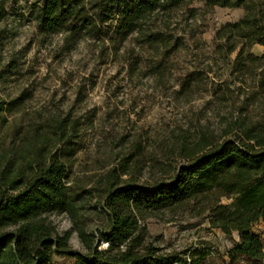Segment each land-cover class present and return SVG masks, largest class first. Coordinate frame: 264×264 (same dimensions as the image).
<instances>
[{
  "label": "trees",
  "instance_id": "1",
  "mask_svg": "<svg viewBox=\"0 0 264 264\" xmlns=\"http://www.w3.org/2000/svg\"><path fill=\"white\" fill-rule=\"evenodd\" d=\"M19 1L0 0V43L9 6ZM193 1L244 8L238 21L217 29L215 40L217 52L226 57L236 53L230 81L246 84L244 72L264 61V54L251 50L255 44L264 46V0H35L29 15L43 42L61 37V53L71 52L82 40L96 43L104 55L122 48L132 55L141 48L159 58L152 71L162 75L166 59L187 44L173 14ZM189 11L196 13L197 8ZM142 57L138 52L133 60L126 58L131 72ZM199 72H187L175 92L192 90ZM259 75L258 86L264 90V68ZM212 84L215 100L233 99L228 83ZM6 103L0 101V119L9 110ZM81 126L65 118L50 120L45 139L53 136L57 146L46 157L41 146L39 159L27 169L0 173V264H203L218 252L214 245L176 250L157 244L144 222L162 214L169 215L167 221L184 215L208 220V229L228 236L238 232L226 249L229 263L264 264V239L252 230L264 222V113L257 121L239 114L225 126L223 136L231 137L224 139L204 131L195 137L183 132L170 150L182 161L171 165L169 177L155 181L138 176L140 142L136 152L118 163L113 158L97 169L75 172ZM224 198L231 202L224 203ZM56 214L66 215L71 226L61 229ZM75 233L79 249L71 242ZM219 255L227 264L223 252Z\"/></svg>",
  "mask_w": 264,
  "mask_h": 264
},
{
  "label": "rangeland",
  "instance_id": "2",
  "mask_svg": "<svg viewBox=\"0 0 264 264\" xmlns=\"http://www.w3.org/2000/svg\"><path fill=\"white\" fill-rule=\"evenodd\" d=\"M33 1L10 5L4 22L0 101H6L9 110L0 119V173L27 169L39 159L41 146L45 148L42 157H46L58 144L53 136L46 141L47 124L65 118L82 124L75 172L97 169L113 158L118 163L129 152H136L135 144L140 142L142 152L135 157L141 166L138 176L141 181H155L169 177L171 165L182 161L170 150L183 132L188 130L195 137L204 131L224 139L231 137L223 136L225 126L239 114L257 121L264 113V90L258 86L264 61H257L244 76L238 75L247 78L246 84L233 83L230 79L234 76L236 53L226 57L216 50L217 29L238 21L245 13L243 7L206 6L202 1H193L176 10L173 20L185 32L187 44L166 59L165 73L157 75L152 70L159 58L141 48L132 55L126 54L127 48L104 55L96 43L82 40L71 52L61 53L59 35L46 42L41 40L38 24L29 15ZM192 7L197 8L196 13L189 11ZM251 50L259 56L264 54L261 44L253 45ZM138 52H143V59L131 72L133 65L127 59L133 60ZM191 70L200 71L199 83L189 92L177 94L175 89ZM212 81L228 83L233 99L215 100ZM130 163L133 166L135 159ZM223 202L231 200L224 198ZM54 218L61 229L71 226L64 214ZM167 218L169 215L162 214L144 222L149 238L166 249L216 246L218 252L203 264H224L219 252L239 236L238 232L228 236L220 229H208L210 222L201 218ZM252 230L264 239L263 221L255 223ZM71 242L81 248L76 233ZM99 245L106 247V243Z\"/></svg>",
  "mask_w": 264,
  "mask_h": 264
},
{
  "label": "built area",
  "instance_id": "3",
  "mask_svg": "<svg viewBox=\"0 0 264 264\" xmlns=\"http://www.w3.org/2000/svg\"><path fill=\"white\" fill-rule=\"evenodd\" d=\"M226 249H227V248H226ZM226 249L223 251L224 258L227 260V264H230V263H229V256H228V253L226 252ZM243 264H246V263H243Z\"/></svg>",
  "mask_w": 264,
  "mask_h": 264
},
{
  "label": "crops",
  "instance_id": "4",
  "mask_svg": "<svg viewBox=\"0 0 264 264\" xmlns=\"http://www.w3.org/2000/svg\"><path fill=\"white\" fill-rule=\"evenodd\" d=\"M223 233V232H222Z\"/></svg>",
  "mask_w": 264,
  "mask_h": 264
}]
</instances>
